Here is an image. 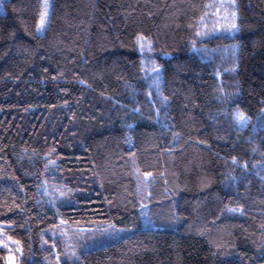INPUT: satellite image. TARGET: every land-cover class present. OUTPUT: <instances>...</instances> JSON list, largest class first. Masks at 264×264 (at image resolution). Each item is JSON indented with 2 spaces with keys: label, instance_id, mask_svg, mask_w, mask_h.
<instances>
[{
  "label": "trees",
  "instance_id": "trees-1",
  "mask_svg": "<svg viewBox=\"0 0 264 264\" xmlns=\"http://www.w3.org/2000/svg\"><path fill=\"white\" fill-rule=\"evenodd\" d=\"M42 1L0 0V264H264V0L202 40L209 0H51L38 34Z\"/></svg>",
  "mask_w": 264,
  "mask_h": 264
},
{
  "label": "rangeland",
  "instance_id": "rangeland-1",
  "mask_svg": "<svg viewBox=\"0 0 264 264\" xmlns=\"http://www.w3.org/2000/svg\"><path fill=\"white\" fill-rule=\"evenodd\" d=\"M47 4V8L45 5ZM209 9L206 11V15L202 18V24L199 25L196 33L197 38L199 40L208 39L210 36L216 35H233L236 33L238 29V15H237V7H236V0H209ZM50 6L51 0H43L42 1V8L39 16V20L37 23L36 32L38 34H44L46 32L48 21H49V14H50ZM47 11V17L45 19V23L41 29V17ZM235 25V27H233ZM151 40L144 36L139 35L137 37V46L138 50L142 55V62H143V69L146 75L150 76L152 79V97L156 96L159 97V88L161 84V66L156 62V58L153 56L152 49H151ZM221 46V45H220ZM219 46V47H220ZM228 46V47H227ZM224 50L229 55L228 60L232 61L231 59L238 58V43L237 41H233L228 43ZM217 46H213L216 48ZM223 48V49H224ZM223 53V51L219 50ZM205 53V51H203ZM231 58V59H230ZM227 59V58H226ZM159 100V99H158ZM160 101V100H159ZM143 227H149V223L142 220ZM73 227L65 228L64 238L67 240L66 251L64 254L66 255L67 250L68 252H77L79 248L78 240L82 239L83 233L80 231H76L77 228L72 229ZM83 231L85 229L81 228ZM132 229L129 227H119L115 224H107L102 228L95 229L93 232H90L88 237V241H85L84 246L86 248H90L93 246H100L103 244H107L109 242L115 241L125 234L129 233ZM87 233V232H85ZM81 241V240H80ZM82 242V241H81ZM57 248V245L55 246ZM47 260V259H46ZM57 263L53 262L52 260H47L48 264H59V252L57 259L54 258Z\"/></svg>",
  "mask_w": 264,
  "mask_h": 264
},
{
  "label": "snow or ice",
  "instance_id": "snow-or-ice-1",
  "mask_svg": "<svg viewBox=\"0 0 264 264\" xmlns=\"http://www.w3.org/2000/svg\"><path fill=\"white\" fill-rule=\"evenodd\" d=\"M45 8H47V4L45 5ZM46 17H47V11H45V13L41 17V29H42V27H43V25L45 23ZM233 27H235V25H233ZM4 247H7V245H4Z\"/></svg>",
  "mask_w": 264,
  "mask_h": 264
}]
</instances>
